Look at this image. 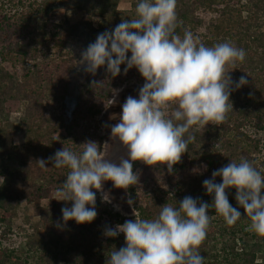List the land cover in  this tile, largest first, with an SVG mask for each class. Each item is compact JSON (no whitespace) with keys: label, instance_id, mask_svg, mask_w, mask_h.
Returning a JSON list of instances; mask_svg holds the SVG:
<instances>
[{"label":"trees","instance_id":"16d2710c","mask_svg":"<svg viewBox=\"0 0 264 264\" xmlns=\"http://www.w3.org/2000/svg\"><path fill=\"white\" fill-rule=\"evenodd\" d=\"M121 1L0 0V239L9 240L22 203L32 206L36 221L29 225L39 235L26 242L23 259L12 248H0V264H30L29 259L33 264H107L110 252L125 246L123 233L110 238L104 232L135 220V215L124 217L114 211L98 191L97 215L91 223L63 221L61 210L71 208L72 202L58 201L56 192L68 169L53 168L48 158L63 147L79 154L78 146L86 141L100 146L96 121L113 92L128 82L143 86L145 81L135 68L125 74L126 65L115 77L106 66L93 75L83 65L76 69L52 66L38 53L52 43L65 48L73 40L82 42L85 50L99 34L111 31L122 19L135 17L139 0H131L127 8H120ZM218 2L225 4L228 13L240 4L239 10L245 13L225 37L203 41L206 46L228 41L246 51L245 60L228 69L233 110L222 124L192 130L195 140L171 173L166 166L133 163L139 182L126 192L140 219H154L160 207L166 203L175 207L186 196L211 204L213 197L203 181L231 161L239 163L241 157L264 174V0ZM206 3L177 0V34L182 36L188 27L200 24L198 8ZM72 10L86 18L56 19L59 12ZM91 18L101 22L95 25ZM241 76L248 83L237 89ZM13 113H20L16 122L10 121ZM39 159L48 161L49 170L39 167ZM227 195L230 204L239 207L236 190H228ZM239 210L242 219L231 227L209 210L214 219L199 249L204 264H264V238L247 230L250 222Z\"/></svg>","mask_w":264,"mask_h":264},{"label":"clouds","instance_id":"9594fccd","mask_svg":"<svg viewBox=\"0 0 264 264\" xmlns=\"http://www.w3.org/2000/svg\"><path fill=\"white\" fill-rule=\"evenodd\" d=\"M176 6L177 0H139L134 18L122 19L111 31L99 34L81 53L79 63L90 74L106 66L115 77L126 65L125 74L135 68L145 83L138 99L126 98L119 122L111 126L112 140L126 152L118 162L106 158L107 143L101 150L94 141L79 145V154L63 147L48 158L53 168L68 169L56 192L58 201L72 202L71 208L61 210L65 223L85 224L96 218V191H102L105 182L123 190L137 185L134 162L166 166L171 173L195 140L192 130L222 124L233 110L228 69L242 63L246 51L228 41L206 46L187 30L181 37L176 33ZM247 83L241 76L235 87ZM48 161L36 163L47 171ZM217 178L222 182L216 183ZM203 187L213 197L211 204L186 196L175 207L168 203L160 207L154 219H140L133 209L135 220L106 228L107 237L120 233L125 237V246L112 250L107 264H204L199 249L214 219L210 209L231 227L242 219V208L250 222L247 230L264 238V174L248 159L241 157L239 163L231 161L214 170ZM230 189L236 190L239 207L230 204ZM103 198L110 202L108 195ZM127 203L132 206L134 201Z\"/></svg>","mask_w":264,"mask_h":264},{"label":"rangeland","instance_id":"374dc122","mask_svg":"<svg viewBox=\"0 0 264 264\" xmlns=\"http://www.w3.org/2000/svg\"><path fill=\"white\" fill-rule=\"evenodd\" d=\"M130 2L131 0H122L120 2V8H127ZM206 2L205 6L198 8L200 24L186 29L187 31H191L194 36H198L202 42L209 39L218 40L221 37H225L226 33L233 29L239 19L245 16V13L239 10L240 4L236 3V10L228 13L224 3L218 2V0H206ZM63 18L69 21H76L83 20L86 17L82 13H77L74 10L66 13L59 12L56 15L57 20ZM91 22L96 25L101 21L96 18H91ZM83 51L82 42L73 40L65 48H60L52 43L48 47H41L38 53L42 52L44 56L41 59L44 62H50L52 66L56 64L60 68L71 67L76 69L82 66L79 61L81 60V53ZM128 55L130 56V53ZM141 87V83L131 81L113 92L108 103L104 106L102 113L97 118V131L101 136V150H103V145L107 143L109 146L105 149L106 158L114 162H118L121 156L126 155V152L117 141L112 140L111 126L119 122L122 105L126 101V98L132 96L138 99ZM113 99L115 100L114 103L111 102ZM19 115L20 113L11 114L10 121L16 122ZM262 135L264 137V132ZM209 178L212 177L210 176ZM216 181L218 180L216 179ZM98 193L102 197L108 195L110 202L107 203L114 211L119 212L122 216L130 217L134 215L133 206H129L127 203L129 199L126 190L117 189L111 181H108L104 183L102 191H98ZM34 221H36V218L32 215V206H26L22 203L16 218L13 220L12 234L9 236L7 242L0 239V248H12L15 254L20 259H23L24 252L22 248L25 247L26 242L33 238L39 239L37 232H34V229L29 225V223H33ZM43 241L40 237L41 244ZM29 263L33 264L35 261L29 259Z\"/></svg>","mask_w":264,"mask_h":264}]
</instances>
